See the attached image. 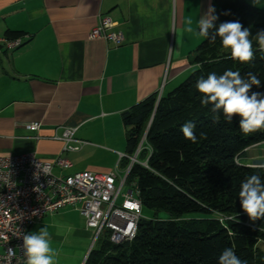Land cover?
Listing matches in <instances>:
<instances>
[{
  "label": "crops",
  "instance_id": "0c3cea01",
  "mask_svg": "<svg viewBox=\"0 0 264 264\" xmlns=\"http://www.w3.org/2000/svg\"><path fill=\"white\" fill-rule=\"evenodd\" d=\"M212 1L0 0V42L7 29L29 38L0 52V156L34 152L52 161L60 154L71 162L53 168L63 175L122 169L123 113L155 92L165 95L194 69L189 56L202 37L185 30L186 20L198 31L196 22ZM248 2L264 7V0ZM102 16L123 33L121 43L88 37ZM30 122H39V129L28 130ZM65 126L75 127L73 137L83 141L78 150L62 151L63 142L52 139ZM247 149L242 164L264 162V152L249 156ZM43 226L53 230L60 248L91 241L78 262L84 263L93 231L76 207L45 214L29 233ZM259 246L264 251V243Z\"/></svg>",
  "mask_w": 264,
  "mask_h": 264
},
{
  "label": "trees",
  "instance_id": "16d2710c",
  "mask_svg": "<svg viewBox=\"0 0 264 264\" xmlns=\"http://www.w3.org/2000/svg\"><path fill=\"white\" fill-rule=\"evenodd\" d=\"M216 26L239 21L253 34L255 60L241 64L230 58L219 37L215 42L202 37L189 61L193 69L165 95L155 92L123 113L126 126V154L141 143L138 155L146 166L133 163L128 181H134L143 209L153 210L151 218L141 217L130 241L114 244L106 236L90 250L84 264H217L220 253L232 248L245 264H264V218L252 221L243 211L241 182L251 175L264 179V169L241 164L239 156L250 146L264 142V130L244 135L239 117L227 123L220 115L214 123L211 105H200L196 81L210 72H252L264 84V50L254 39L264 29V7L248 0H213ZM228 12V15H224ZM212 31V30H210ZM26 33L7 29L5 39H25ZM21 46V45H20ZM264 92V86L252 89ZM194 121L197 143L184 138L181 125ZM200 132L206 138H200ZM126 166L128 161L124 160ZM124 166V167H125ZM159 211L167 214L158 218ZM187 213L202 216L184 218Z\"/></svg>",
  "mask_w": 264,
  "mask_h": 264
},
{
  "label": "built area",
  "instance_id": "2783aa9c",
  "mask_svg": "<svg viewBox=\"0 0 264 264\" xmlns=\"http://www.w3.org/2000/svg\"><path fill=\"white\" fill-rule=\"evenodd\" d=\"M113 25L109 17L102 16L88 37L119 44L124 35L111 30ZM22 41L21 37L3 38L0 52L14 50ZM39 126V122L25 124L30 131H37ZM62 128L52 139L63 142L62 151L78 150L83 141L73 137L75 127ZM140 150L141 143L131 155H119V160L128 161L122 169L115 166L107 172L83 170L66 175L53 172L54 167H71L70 160L60 154L52 161L41 160L34 152L0 156V264H25L22 234L29 233L30 227L45 214L67 205L76 207L92 229L90 250L103 236L114 244L133 239L142 205L136 183L128 181L127 176L133 163L146 166L145 161L138 159ZM257 164L264 162L249 166ZM9 248L14 255H9Z\"/></svg>",
  "mask_w": 264,
  "mask_h": 264
},
{
  "label": "clouds",
  "instance_id": "9594fccd",
  "mask_svg": "<svg viewBox=\"0 0 264 264\" xmlns=\"http://www.w3.org/2000/svg\"><path fill=\"white\" fill-rule=\"evenodd\" d=\"M260 0H253L259 4ZM215 8L209 5L207 11L196 22L198 31L193 25V20H186V31L199 37L215 42L219 37L222 47L230 52V58L241 64H250L255 60L253 50V34L250 28L244 27L239 21H225L216 26L218 16ZM225 12L224 15H228ZM212 30V31H210ZM254 39L260 50H264V29L256 32ZM201 66L194 65L198 70ZM264 86L258 76L252 72L247 73V78L242 77L239 71L225 70L217 75L210 72L206 77L201 76L195 83V88L200 94L201 107L209 105L214 123H219L222 114L225 122H233L234 117H239L238 128L244 135L264 130V92L253 91V87ZM194 121H185L180 131L185 139L192 143L198 142ZM200 138H206V133L200 132ZM264 169V164L253 165ZM239 200L243 211L252 221L264 218V179L259 175H251L241 182ZM22 249L26 258L25 264H55L58 252L52 247L51 237L47 226L39 228L36 232L22 234ZM9 255H14V250L9 248ZM217 264H245L232 248H225L219 255Z\"/></svg>",
  "mask_w": 264,
  "mask_h": 264
},
{
  "label": "rangeland",
  "instance_id": "374dc122",
  "mask_svg": "<svg viewBox=\"0 0 264 264\" xmlns=\"http://www.w3.org/2000/svg\"><path fill=\"white\" fill-rule=\"evenodd\" d=\"M186 77H187V75H185L183 78H181V80L171 90H173L178 84H180ZM166 90L167 91L165 92V94H167L169 89L167 88ZM160 95L159 96L157 95V99L160 97ZM260 152H261V154L264 152V144H262L258 147H251V148L247 149V152L245 154L252 156L254 154H259ZM245 160L246 159H244L242 157V154H241L239 156V162L242 164V162ZM154 215H155V213L153 210L143 209V211H142V217L151 218ZM156 215L158 216V218H161V219L162 218L164 219L167 217V214L163 211H159ZM197 216H202V215L193 214V213H187V214L183 215L184 218L197 217ZM48 231H49V234L53 233V230L50 227H48ZM90 242L91 241H89L88 245L86 247H84V245H82V243L70 244V245H72V246H70L69 241H68L67 245L64 244V247L60 248L58 245V240H56L54 237L51 238L52 247L54 249H56L58 252V255L56 257L55 262H57L58 264H78L79 260H82V258L84 257L86 250L88 249V247L90 245ZM85 261H86V259H85ZM85 261H84V263H85Z\"/></svg>",
  "mask_w": 264,
  "mask_h": 264
}]
</instances>
